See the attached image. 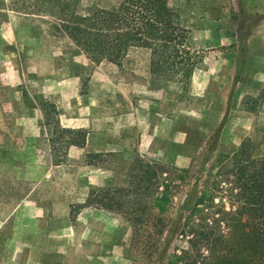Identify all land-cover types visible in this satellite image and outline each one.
Returning a JSON list of instances; mask_svg holds the SVG:
<instances>
[{
    "label": "rangeland",
    "instance_id": "obj_1",
    "mask_svg": "<svg viewBox=\"0 0 264 264\" xmlns=\"http://www.w3.org/2000/svg\"><path fill=\"white\" fill-rule=\"evenodd\" d=\"M167 4L186 61L161 67L139 46L93 62L49 17L9 13L0 25V264H146L130 203L138 222L169 224L162 264H175L196 178L210 212L233 210L231 159L264 157V1ZM162 168L190 170L166 197Z\"/></svg>",
    "mask_w": 264,
    "mask_h": 264
},
{
    "label": "trees",
    "instance_id": "obj_2",
    "mask_svg": "<svg viewBox=\"0 0 264 264\" xmlns=\"http://www.w3.org/2000/svg\"><path fill=\"white\" fill-rule=\"evenodd\" d=\"M9 13L51 18L56 32L64 34L93 62L119 60L131 46L149 49L157 67L164 66L166 61L180 60L179 64L186 61L175 50L181 30L173 22L175 13L167 0H115L108 7L92 4L84 8L80 0H0V25L7 21ZM151 170L146 166L144 171L148 182L155 179ZM161 173L166 197L171 188L166 182H170L172 175L178 174V178L186 180L190 170L162 168ZM227 175L231 177L230 196L235 204L227 212L222 209L210 212L211 205L206 207L198 199L201 185L198 178L194 179L180 207L185 215L179 216L174 232L186 239L188 247L180 251L175 264H264V157L248 156L242 160L236 156L231 159ZM140 189L137 186L135 190ZM199 206L203 209L197 215ZM128 208L133 216L134 247L147 257L146 264L164 263L169 247L163 244L161 247L159 241L169 224L162 218L155 223L138 222V206L130 203ZM78 210L79 207L72 213V220L76 219ZM155 237L158 243L154 245ZM153 256H157L154 261Z\"/></svg>",
    "mask_w": 264,
    "mask_h": 264
},
{
    "label": "crops",
    "instance_id": "obj_3",
    "mask_svg": "<svg viewBox=\"0 0 264 264\" xmlns=\"http://www.w3.org/2000/svg\"><path fill=\"white\" fill-rule=\"evenodd\" d=\"M263 1H264V0H263ZM259 11H264V5L262 6L261 10H259Z\"/></svg>",
    "mask_w": 264,
    "mask_h": 264
}]
</instances>
